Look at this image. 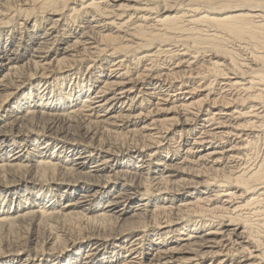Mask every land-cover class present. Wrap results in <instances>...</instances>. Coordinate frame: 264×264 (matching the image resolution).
Instances as JSON below:
<instances>
[{
	"label": "bare ground",
	"instance_id": "bare-ground-1",
	"mask_svg": "<svg viewBox=\"0 0 264 264\" xmlns=\"http://www.w3.org/2000/svg\"><path fill=\"white\" fill-rule=\"evenodd\" d=\"M182 1L0 0L3 264H264V7Z\"/></svg>",
	"mask_w": 264,
	"mask_h": 264
},
{
	"label": "rangeland",
	"instance_id": "rangeland-1",
	"mask_svg": "<svg viewBox=\"0 0 264 264\" xmlns=\"http://www.w3.org/2000/svg\"><path fill=\"white\" fill-rule=\"evenodd\" d=\"M178 1L179 2L177 3V0H137V1L123 0V3L124 4H130V5L134 4V3L136 4V2L137 3H142V4H144V3H146V4L153 3V6L155 7V11H162L163 8L166 5L164 3H167L168 5H170L171 8L174 7V8H172L173 12H170V13L174 14V13H176L179 10L185 9V6H186V3L184 1H182V0H178ZM245 6H247V8H250L251 6L264 7V0H260V1L231 0L230 2H225V0H221V1H218V2H215V3L211 2L208 6L205 5V4L197 6L198 9H197V13L196 14H198V16H200L202 14V12L204 10H207V9H212V10L219 11V10H223L225 8H237V7H245ZM20 7H21L20 3L19 4L16 3L15 6H14V8H20ZM186 8H187V6H186ZM244 11H246V10H242V12H244ZM41 15H43V14H41ZM165 15H166V13H164V16ZM167 15H168V13H167ZM234 37L239 38L237 36H234ZM249 42H251L253 44H258L261 47V50H260V48H257V49L259 51H261V52L262 51L264 52V50H263L264 48H262V46L264 47V35L263 34H260L259 37L250 38ZM225 43H226L225 44L226 47H229V48L231 47L230 49H236V48H238V45H239V42L234 40V39L226 40ZM248 48H250V49H245L244 51L242 50V53L244 54V57H246V58H249L250 51L255 50L256 47L252 46V44H251V45H248ZM201 52H203V51H201ZM263 52H262V54H263ZM2 114H4V112ZM259 146L260 147H258V149L261 148L260 151L261 150L263 151L264 150V141H261ZM0 193H4V194L6 193L4 187L0 188ZM10 198H13V195L10 196ZM65 221L66 220H62V219H59V221L58 220H53L52 223H51V221H46L45 227L42 226V228H39L38 230H37V228L35 226H32L33 227L32 228L31 227L32 223L29 222V221L28 222H24L25 224L24 223H22V224L21 223H17L16 225H13V226L11 225V226H6L4 228H1L0 229V264H3L5 262H9L10 260L13 259V258H11L9 256L6 257V258L2 257L4 254L8 253V251H2V250L11 249V248L17 247L18 245L19 246H23V245L24 246L25 245L32 246L33 245V247H34L35 244H38V246L40 247L42 245H46L45 242H47L50 238H54L55 236L65 235V234H68V233L72 234L73 233V231H72L73 229L71 227V223H69L67 221L65 222ZM36 230H37V233L33 232V231H36ZM64 232H65V234H64ZM31 233H33V234H31ZM40 234H41V236H40ZM32 235H34V236H32ZM33 237H35L36 239H33ZM25 239H26V241H25ZM44 239H45V241H44Z\"/></svg>",
	"mask_w": 264,
	"mask_h": 264
}]
</instances>
